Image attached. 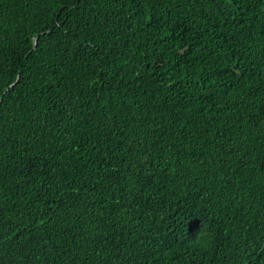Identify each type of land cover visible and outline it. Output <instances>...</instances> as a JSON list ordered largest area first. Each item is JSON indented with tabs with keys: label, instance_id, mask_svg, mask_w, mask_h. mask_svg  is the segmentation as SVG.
Returning a JSON list of instances; mask_svg holds the SVG:
<instances>
[{
	"label": "trees",
	"instance_id": "1",
	"mask_svg": "<svg viewBox=\"0 0 264 264\" xmlns=\"http://www.w3.org/2000/svg\"><path fill=\"white\" fill-rule=\"evenodd\" d=\"M0 264H264V0H0Z\"/></svg>",
	"mask_w": 264,
	"mask_h": 264
},
{
	"label": "clouds",
	"instance_id": "2",
	"mask_svg": "<svg viewBox=\"0 0 264 264\" xmlns=\"http://www.w3.org/2000/svg\"><path fill=\"white\" fill-rule=\"evenodd\" d=\"M202 237H207V240H206V241L203 243V245H202V246H204V247H207L208 243L211 242V237L208 236V234H207L206 232H203V231H202V232L196 237V239L199 241V240H201Z\"/></svg>",
	"mask_w": 264,
	"mask_h": 264
}]
</instances>
